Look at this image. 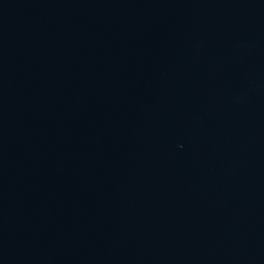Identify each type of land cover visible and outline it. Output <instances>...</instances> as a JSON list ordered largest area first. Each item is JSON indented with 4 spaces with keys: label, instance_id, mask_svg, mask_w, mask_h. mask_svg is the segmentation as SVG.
Segmentation results:
<instances>
[{
    "label": "water",
    "instance_id": "1",
    "mask_svg": "<svg viewBox=\"0 0 264 264\" xmlns=\"http://www.w3.org/2000/svg\"><path fill=\"white\" fill-rule=\"evenodd\" d=\"M0 264H264V22L0 0Z\"/></svg>",
    "mask_w": 264,
    "mask_h": 264
}]
</instances>
